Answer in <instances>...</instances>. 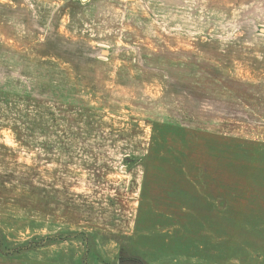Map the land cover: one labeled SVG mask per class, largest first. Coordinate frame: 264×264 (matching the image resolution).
I'll use <instances>...</instances> for the list:
<instances>
[{
	"label": "rangeland",
	"instance_id": "obj_1",
	"mask_svg": "<svg viewBox=\"0 0 264 264\" xmlns=\"http://www.w3.org/2000/svg\"><path fill=\"white\" fill-rule=\"evenodd\" d=\"M120 259L264 264V0H0V264Z\"/></svg>",
	"mask_w": 264,
	"mask_h": 264
},
{
	"label": "water",
	"instance_id": "obj_2",
	"mask_svg": "<svg viewBox=\"0 0 264 264\" xmlns=\"http://www.w3.org/2000/svg\"><path fill=\"white\" fill-rule=\"evenodd\" d=\"M118 264H142L138 259H120Z\"/></svg>",
	"mask_w": 264,
	"mask_h": 264
},
{
	"label": "crops",
	"instance_id": "obj_3",
	"mask_svg": "<svg viewBox=\"0 0 264 264\" xmlns=\"http://www.w3.org/2000/svg\"><path fill=\"white\" fill-rule=\"evenodd\" d=\"M163 125H165V126H169V127H177V126H174V125H171V124H163ZM177 128H179V127H177Z\"/></svg>",
	"mask_w": 264,
	"mask_h": 264
}]
</instances>
